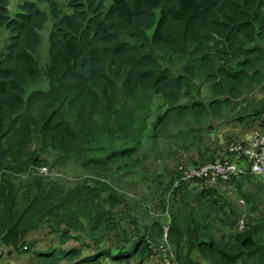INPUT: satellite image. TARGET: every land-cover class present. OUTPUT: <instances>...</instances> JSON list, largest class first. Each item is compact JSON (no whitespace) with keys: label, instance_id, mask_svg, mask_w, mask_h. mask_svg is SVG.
<instances>
[{"label":"trees","instance_id":"obj_1","mask_svg":"<svg viewBox=\"0 0 264 264\" xmlns=\"http://www.w3.org/2000/svg\"><path fill=\"white\" fill-rule=\"evenodd\" d=\"M63 9L57 0H0V33L8 34L0 51V241L9 254L32 253L37 264H159L162 254L150 245L162 240L166 223L142 228L132 219L130 237H112L111 212L100 198L118 203L111 172L147 173L163 136L180 148L196 145L201 161L191 166H199L221 156L206 157L203 129L194 124L211 129L230 112L237 122L261 119L264 127V0H68ZM254 89L262 96L246 97ZM48 151L98 177L46 192L40 181L23 191L6 176L28 163L49 166ZM250 178L173 187L170 177L168 200L186 191L167 224L180 264H264V206L257 219L242 218V231L217 234L218 224L234 229L240 220L225 187L240 194L247 212L264 203L259 187L254 195L242 190L240 180ZM192 183L198 190L190 191ZM39 228L44 235H30ZM46 236L82 243L64 251L37 247Z\"/></svg>","mask_w":264,"mask_h":264},{"label":"rangeland","instance_id":"obj_2","mask_svg":"<svg viewBox=\"0 0 264 264\" xmlns=\"http://www.w3.org/2000/svg\"><path fill=\"white\" fill-rule=\"evenodd\" d=\"M15 1V0H14ZM58 4L65 9L68 0H57ZM43 9L47 10V6L42 5ZM63 9V10H64ZM69 11V9H67ZM52 26L51 18H48L47 22L40 30L41 35V43L38 49V57L40 61L41 67H44L48 61V34L50 28ZM0 51L4 50V47L8 41V34L6 31L2 30L0 33ZM174 72H178L177 69ZM47 84L45 87L40 88V85H36L35 89H46ZM255 90V89H254ZM259 91L256 89L252 95L248 92L246 93V97L250 98L255 96V98L261 97L262 93H258ZM31 91L27 94V97ZM206 90L203 88L202 95H206ZM25 97V100L26 98ZM241 101H236V107L240 106ZM225 117L221 118L224 121L233 120L232 114L230 112H224ZM207 122V121H206ZM223 122V121H222ZM209 123V122H207ZM206 123V124H207ZM199 124V123H198ZM194 124L193 129L196 127H201L203 131L201 134L203 136H207V132L209 129L206 128V124L201 123ZM213 124V123H212ZM211 126L213 127V125ZM211 127V128H212ZM211 130V129H210ZM215 136V135H214ZM208 137V136H207ZM162 142H160L159 152L157 157L155 155H151L150 158L147 159L145 163V167L147 168V173L144 175L142 174L141 170L137 171V173H131L127 170V172L120 174L112 173L111 177L108 178L111 185L115 188L117 194L121 197L119 202L116 203L114 206H110L104 203L103 196H101V201L99 204L102 206L104 204V209L111 212V221L114 225V229L111 232V236H115L116 233H122V235H126L127 237L131 236L132 230L134 228V224L131 223L132 219H136L138 224L143 228V226L149 225L154 220L169 223L171 215L173 212L178 208L177 204L174 205L172 208V204L174 201H178V204L181 202L179 201L181 195L186 193L184 188L192 187V184L197 185L198 183H192L190 185H185L186 187H182L180 193L177 196L175 195L172 199L168 200L167 197L169 192L167 191L168 187H171L170 177H178L177 170L180 167H189L191 165H195V163H200L201 161V152H198L196 145H190L187 148H180L178 145H174V141L172 140L169 144L167 140L162 138ZM34 147V143L30 145V148ZM206 148V147H205ZM216 151V150H215ZM206 157H210L211 153L218 154L219 153L213 151H203ZM61 155L57 154L53 151H48L43 154V157L47 158L49 166H43V164H38L35 166L33 163H28L25 167V170L20 171L19 173H11L8 172L6 176L10 178L15 185H19L23 187V191L27 186H36V183L39 181L41 182V188L44 191H48L54 184L61 185L62 187H74L77 182L81 181L82 178L90 179L92 177L97 178V174H93V172L83 168L80 163L78 164L72 159H67L60 157ZM43 168V169H42ZM1 182V181H0ZM210 183L208 181H204V183ZM94 183L88 181V185L92 186ZM200 185V184H199ZM199 185L192 188L190 191L194 192L195 189L198 190ZM175 185L173 184V187ZM172 188V187H171ZM167 192H166V191ZM232 193V191H231ZM104 195V194H103ZM234 195V194H233ZM186 198H190V194L186 195ZM194 203V202H192ZM175 204V203H174ZM174 210V211H173ZM239 216V215H238ZM241 219V218H239ZM245 219V218H244ZM240 222V220H239ZM241 224H244L243 219L241 220ZM219 230L217 234L219 235L221 232L224 233H233L238 231V226L234 229H229L222 225H219ZM143 230V229H142ZM47 229L39 228L31 232V236L41 237ZM75 233V232H72ZM150 234V233H148ZM46 235V234H45ZM150 236V235H148ZM122 240V239H117ZM88 241V240H87ZM154 244H159L160 239L155 238L153 240ZM109 242V241H108ZM82 242L80 240H70L67 242L60 243L58 242V238H52L46 236L45 238H41L40 241L37 243V247L45 246L46 248L56 247L58 250H66L68 247L80 245ZM89 245H93L92 242H86ZM117 243H122V241H118ZM89 253L91 251H85ZM85 253V254H86ZM154 253V252H152ZM0 264H37L35 257L32 253H16L12 252L11 254L8 253V248L1 243L0 241ZM58 264H66L64 261H60ZM101 264H124L122 262L117 261H103ZM130 264H137V260L132 261Z\"/></svg>","mask_w":264,"mask_h":264},{"label":"built area","instance_id":"obj_3","mask_svg":"<svg viewBox=\"0 0 264 264\" xmlns=\"http://www.w3.org/2000/svg\"><path fill=\"white\" fill-rule=\"evenodd\" d=\"M227 150L230 155L226 157L216 158L212 162L199 166L180 167L177 170L178 177L174 185L195 179L215 182L242 176H253L264 180V127L255 131L247 143L230 140ZM243 228L240 221L238 231H242ZM150 247L153 252H161L162 257L159 264H180L168 242L167 225L164 226L160 243H151Z\"/></svg>","mask_w":264,"mask_h":264},{"label":"crops","instance_id":"obj_4","mask_svg":"<svg viewBox=\"0 0 264 264\" xmlns=\"http://www.w3.org/2000/svg\"><path fill=\"white\" fill-rule=\"evenodd\" d=\"M260 120L251 121L250 119H246L243 122H237L235 120L224 121L223 119L216 120L213 123L211 130L209 129L207 132L208 137L205 136L206 148L204 147V149H208L209 151L216 150L215 152L219 153L221 157H226L227 140L235 139L243 143L249 142L254 132L260 129ZM240 181L244 192L254 195L256 192H259V187L264 197L263 179L253 177V180L250 178L249 180L241 179ZM224 191L231 202H233V206L237 210L239 218H241L240 221L244 218V216L251 217L253 220L258 218L259 213L262 211L264 206L263 201H261L260 204L259 201L255 202V204L257 203V210L247 212L246 202L243 198H241L240 194H237L235 190L231 193V189L229 187H225Z\"/></svg>","mask_w":264,"mask_h":264}]
</instances>
